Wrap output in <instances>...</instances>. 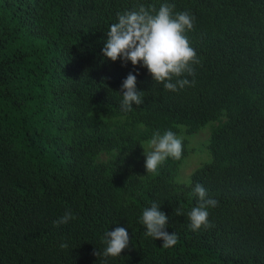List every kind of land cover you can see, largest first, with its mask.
Listing matches in <instances>:
<instances>
[{
  "label": "trees",
  "instance_id": "1",
  "mask_svg": "<svg viewBox=\"0 0 264 264\" xmlns=\"http://www.w3.org/2000/svg\"><path fill=\"white\" fill-rule=\"evenodd\" d=\"M162 4L194 17L185 34L201 62L177 91L102 53L117 13ZM129 72L144 103L125 111ZM209 123V158L191 185L177 180L187 138L179 160L147 173L154 132ZM196 183L218 203L211 226L193 231ZM153 202L172 247L144 234ZM67 211L75 219L54 225ZM116 227L130 246L93 255ZM0 264H264V0H0Z\"/></svg>",
  "mask_w": 264,
  "mask_h": 264
},
{
  "label": "clouds",
  "instance_id": "2",
  "mask_svg": "<svg viewBox=\"0 0 264 264\" xmlns=\"http://www.w3.org/2000/svg\"><path fill=\"white\" fill-rule=\"evenodd\" d=\"M175 5L162 4L157 10L154 6L140 5L138 10L117 13L118 22L110 25L106 32L107 39L102 49L104 57L111 61L122 60L126 65L146 67L154 81L162 83L166 90L177 91L185 86L194 84L183 77L185 74L194 76V64H200L195 49L185 34L194 28V17L187 11L173 13ZM176 77L175 83L171 82ZM119 93L122 95V110L131 111L133 103L141 105L144 100L141 91L137 89V75L129 72L121 84ZM182 138L171 130H166L162 135L157 131L147 142L144 149L145 168L147 173L155 174L158 168L168 159L179 160L182 156ZM191 185V181L187 182ZM192 193L198 196L199 203L187 212L190 228L195 231L202 226L210 227L208 220L209 207L218 203L215 199L207 198L206 189L196 183ZM181 209L176 210V215H183ZM75 216L65 212L64 216L53 221L57 227L66 224ZM141 223L145 226V236L163 240V248L174 246L177 235L166 231L169 217L160 209V204L153 202L151 207L142 212ZM106 244L103 252L94 250L93 255L104 257H119L124 249L130 246L131 238L125 227H116L107 231L102 237ZM66 248L67 244H61Z\"/></svg>",
  "mask_w": 264,
  "mask_h": 264
},
{
  "label": "rangeland",
  "instance_id": "3",
  "mask_svg": "<svg viewBox=\"0 0 264 264\" xmlns=\"http://www.w3.org/2000/svg\"><path fill=\"white\" fill-rule=\"evenodd\" d=\"M212 124H207L201 131L194 135L181 134L179 137L182 139L187 138L189 140V148L191 152L182 163L181 170L177 177L180 182H188L190 180L191 173L201 166L204 161L209 158L207 150V143L210 138ZM148 142V141H147ZM147 142L145 144L147 148ZM107 156L103 155L102 159H106Z\"/></svg>",
  "mask_w": 264,
  "mask_h": 264
}]
</instances>
